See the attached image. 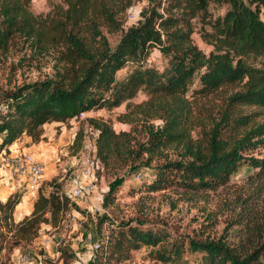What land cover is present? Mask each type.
Listing matches in <instances>:
<instances>
[{
	"label": "trees",
	"instance_id": "trees-1",
	"mask_svg": "<svg viewBox=\"0 0 264 264\" xmlns=\"http://www.w3.org/2000/svg\"><path fill=\"white\" fill-rule=\"evenodd\" d=\"M30 3L0 0V52L19 41L38 52L54 49V72L0 95L1 154L9 153V146L23 135L34 143L46 140L47 123H63L80 113L119 105L121 94L107 95L115 73L130 58L157 47L169 57V66L148 73V98L123 115L127 122L142 124L145 139H138L136 126L116 132L102 119H87L96 132L95 158L102 170L115 175L104 203L125 179L121 171L150 166L152 159L162 161L154 166L157 176L145 183L149 191L169 186L167 170L178 172L177 185L191 192L226 184L241 166L250 168V177H264V117L256 121L264 110V19L260 16L264 0H151L113 47L103 29L118 31L120 16L132 0H60L45 15H35ZM210 3L225 4L226 9L213 17L208 12ZM196 17L201 38L210 46L208 52L192 41ZM195 81L197 85L187 95ZM225 86L241 90L228 96L209 130L194 139V100ZM238 105L257 109L238 113ZM153 119H161L162 126L153 129L149 123ZM83 137L78 128L73 154L80 150ZM170 148L178 158L164 154ZM55 189L46 193L38 188L30 213L18 222L12 216L21 197L18 191L0 200V224L15 243L32 241L44 223L57 225L72 206L67 195ZM129 234L137 243L153 247L165 238L136 227ZM108 241L105 238L100 248L105 245L106 249ZM187 243L191 251L201 254L197 264H254L264 254V244L244 253L221 240L189 239ZM182 250L183 243L172 242L168 252L157 251L155 259L159 264H178Z\"/></svg>",
	"mask_w": 264,
	"mask_h": 264
},
{
	"label": "rangeland",
	"instance_id": "rangeland-1",
	"mask_svg": "<svg viewBox=\"0 0 264 264\" xmlns=\"http://www.w3.org/2000/svg\"><path fill=\"white\" fill-rule=\"evenodd\" d=\"M59 2L31 0L30 9L35 15H45ZM149 5L151 0L144 3L132 0L130 7H137V20L141 16L140 11ZM225 9V4L210 3L208 6V12L213 17L221 15ZM128 10L120 16L122 25L118 31L108 33L103 29L112 47L128 27L137 23L136 19L128 18ZM260 16L264 19V9ZM202 28L208 29L207 26ZM200 29L201 23L196 17L193 19L192 41L208 52L210 46L201 38ZM54 64V49L43 53L20 41L14 42L6 51L0 52V95L25 83L52 76ZM168 66L169 57L157 47L149 49L144 56L130 58L115 73L112 90L107 93L110 96L121 94L119 105L91 110L84 113L82 119H70L55 126V138H59L52 156L55 160L51 171L46 168L38 187L44 192L56 188L67 195L72 206L62 214L57 225L42 224L37 236L29 243H15L0 224V264H159L155 259L157 251L168 252L172 242L183 243L178 264H197L201 254L188 248L189 239L221 240L244 253L264 244V177H250L251 170L246 166H241L232 174L226 184L214 190L195 192L178 186L179 173L167 170L169 186L149 191L145 183L157 176L154 166L162 161L152 159L150 166L139 165L121 171L119 175L123 172L125 179L109 194L110 202L104 203V196L115 175L108 169L100 168L95 158L96 132L88 125L87 119H102L116 132L136 126V135L143 141L146 135L142 124L127 122L123 115L134 104L148 98L145 80L148 73L162 72ZM196 85L195 81L187 95ZM238 90H241L240 86H225L194 100V139L209 130L212 120L218 118V111L226 105L228 96ZM256 109L238 105L236 111L247 113ZM262 117L264 110L258 114L256 121ZM149 123H152L153 129L163 124L161 119H153ZM78 128L83 130L84 137L80 150L73 154L71 147ZM175 152L170 148L164 154L175 159L178 158ZM263 154L264 150H261ZM78 187L83 190L79 197L75 195ZM15 190L20 196L26 193L21 186ZM27 193L37 195V191ZM3 195L4 192L0 191V196ZM24 206L22 202L14 208V222L30 213L20 212ZM131 227L156 231L164 234L165 238L155 247L140 244L129 234ZM107 237L106 249L105 245L102 248L93 247L94 243L101 244ZM254 264H264L263 253L259 254Z\"/></svg>",
	"mask_w": 264,
	"mask_h": 264
},
{
	"label": "built area",
	"instance_id": "built-area-1",
	"mask_svg": "<svg viewBox=\"0 0 264 264\" xmlns=\"http://www.w3.org/2000/svg\"><path fill=\"white\" fill-rule=\"evenodd\" d=\"M145 0H138L144 3ZM137 7L129 8L127 16L131 20H135L134 15ZM84 113H80L75 120L82 119ZM2 160L0 162V169L6 171V179L8 184H15L17 188L23 187L24 191L33 192L39 188L40 181L44 174L43 162L29 150H13L9 153L1 154ZM83 194V190L78 187L75 189L77 197ZM100 243L93 244L94 248H100Z\"/></svg>",
	"mask_w": 264,
	"mask_h": 264
},
{
	"label": "crops",
	"instance_id": "crops-1",
	"mask_svg": "<svg viewBox=\"0 0 264 264\" xmlns=\"http://www.w3.org/2000/svg\"><path fill=\"white\" fill-rule=\"evenodd\" d=\"M58 124H59L58 122H51L44 125V136L46 137V140L34 143L31 141L30 137L23 135L9 146L10 151L13 150L32 151L43 162L44 175H45L46 168H48L49 171H51V164L55 160V157L52 156H53L54 148L57 145V142H59V138H55V126H57ZM1 160L2 157H0V162ZM6 175H7L6 171L1 168L0 191L4 192V195L0 196V200H5L9 194H11L12 192L15 191V189H17V186L15 184L13 183L8 184V182L5 180V178H7ZM47 192L48 191H46V193ZM35 197L36 196H32L31 193H27V192L24 193L23 195H21L20 201L15 206V208H17L22 202H24L25 206L23 209L20 210V212H24L23 214H28L31 211L32 203Z\"/></svg>",
	"mask_w": 264,
	"mask_h": 264
}]
</instances>
